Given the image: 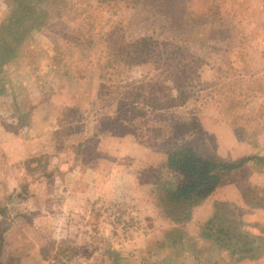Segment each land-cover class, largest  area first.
<instances>
[{
    "label": "rangeland",
    "instance_id": "obj_1",
    "mask_svg": "<svg viewBox=\"0 0 264 264\" xmlns=\"http://www.w3.org/2000/svg\"><path fill=\"white\" fill-rule=\"evenodd\" d=\"M7 1L0 0V24ZM165 1L182 10L191 7L193 17L209 20L208 26L197 32L204 38L202 42L183 36L184 14L178 20L180 27L164 35L179 39L176 50L163 54L159 63L165 67L170 61L168 68L176 73L160 76L168 88L165 93L177 96L175 85L183 82L187 102L167 110L162 102L150 98L140 104L147 110L143 119L118 126L115 116L131 98L128 83L142 79L146 68L129 70L125 86L113 94L114 104L112 100L107 101L109 107L96 104L100 71L95 63H106L101 52L90 57L82 40H89V22L133 19L136 17L126 15L127 5L139 10L155 0H43L45 25L21 48L29 65L17 73L9 70L4 77L6 95L0 104V120L4 129L7 124L17 126L18 134L12 135L18 139L19 149H14L18 160L8 166L16 167L13 172L19 175L20 185L7 188V195L0 200V256L6 219L19 211L24 212L20 221L34 226L47 240L43 258L49 259V264H177L176 257L186 263L190 252L184 247L177 256L179 251L171 247L176 235L191 238L184 246L190 243L197 248L198 242L206 246V253L198 254L202 255L199 260L213 264L219 258L218 245L203 232L215 212L218 218L214 224L221 223L231 237H239L234 246L253 245L254 241L255 256L264 255V221L247 224L234 206L215 208L198 226V240L185 226L190 219L172 221L165 201L167 190L175 188L178 178L164 169L167 154L181 145L231 162L264 154V57L260 51L264 48V0ZM217 16L224 21L222 28L217 25L220 33L212 26ZM167 23L171 25L172 20ZM96 38L88 43L95 41L89 47L94 52L103 46ZM215 46L221 47L219 53L213 50ZM115 81L112 83L117 85ZM22 118L26 124L20 129ZM164 124L171 130L179 127L167 135ZM84 142H97L92 155L78 153V144ZM245 143L252 146L246 156L242 154L245 148L242 152V147H236L247 146ZM254 165L252 171L264 172V164ZM234 173L225 182L235 180L231 177ZM240 173L246 180L248 173ZM242 199L247 206L263 209L264 186L244 187ZM11 208L18 212L11 213ZM167 220L168 233L162 235L163 244L156 246V235Z\"/></svg>",
    "mask_w": 264,
    "mask_h": 264
},
{
    "label": "trees",
    "instance_id": "obj_2",
    "mask_svg": "<svg viewBox=\"0 0 264 264\" xmlns=\"http://www.w3.org/2000/svg\"><path fill=\"white\" fill-rule=\"evenodd\" d=\"M43 7V0H8L6 3L0 24V104L4 102L6 95L4 77L7 72L11 70V72L17 73L29 65L28 62L25 63L21 48L29 42L34 32L45 25L42 15L46 11H41ZM126 7V15L136 18H124L118 21L109 18L89 22V40H82L90 57L94 56V53L101 52L100 58H104L106 63L102 64L101 60L100 64L95 63L100 71L99 87L94 96L96 104L105 103V107L114 104L115 96L113 94L118 88L125 86L124 82L127 80L129 70L139 66L146 68V74L142 79H132L128 83V87L130 86L128 93L130 92L131 98L125 109L115 116L114 122L118 126H128L135 118L143 119L147 110H145L144 105L140 104L142 101L146 103L150 98H153L156 102H162V107L167 110L185 106L188 99L185 84L180 82L175 85L177 96L173 97L169 93L168 95L165 93V89L168 90V88L160 78L166 72L176 75L168 68L171 64L170 61L167 62L165 67L159 66L160 61L163 59L161 56L167 54L168 51L174 52L176 50L175 42L179 41L177 36L168 39L164 35L165 32H171L175 27H180L182 23L178 20L182 14L186 18L185 23L182 24L184 25L182 29L185 31L183 36L186 35L189 40H201L202 42L204 38H201L202 36L197 32L201 27H207L209 24L206 17H193L191 15L194 11L193 8L186 7L182 10L177 5L166 3L165 0H155L153 5L148 7L142 5L139 10L129 5ZM180 10H182V13ZM168 20H172L171 25L167 23ZM212 23V26H216V31L220 33L217 25L222 28L224 26L223 19L217 16V20ZM212 30L215 31V29ZM94 37H97L96 39L103 45L100 46V51L96 49L94 52L89 48L95 45V41L88 44L90 39ZM220 49L221 47L218 46L213 47L216 53H219ZM226 52L228 57L233 56L230 47L226 49ZM17 76L15 75V77ZM83 76L81 74V77ZM114 80H117L115 81L117 85L112 83ZM181 80H183V76ZM114 86L115 89H111ZM138 86L139 90L136 89ZM147 86H150L149 92L143 95L142 92L147 91ZM108 100H112V103L107 104ZM15 123L18 125L19 119ZM25 124L26 120L22 118L18 127L22 129ZM16 127L14 128V123L6 125V129L13 134H18L15 130ZM178 127L179 125L177 127L173 126L171 130L169 125L167 127L164 124L167 135H169L170 130L172 133ZM77 147L79 154L92 155L97 147V142L93 144L84 142L78 144ZM254 163L264 164V154L250 155L231 162L215 154L202 153L188 145L177 147V149L167 154L164 164L167 174L178 178V182L174 185L175 188L167 190L166 214L175 223L188 221L192 210L211 196L224 183L226 177L247 166L251 171L255 169ZM216 215L215 213L213 218L207 222L205 226L207 229L204 230L203 236L228 251L230 255L241 256L244 254L250 258L256 257L254 248L256 242L253 241V245L251 242L243 243L239 248L234 246L239 237H235V235L231 237L229 230L223 228L221 223L215 225L213 220H217L215 219L218 218ZM115 264L119 263L116 262ZM157 264H168V262L159 261Z\"/></svg>",
    "mask_w": 264,
    "mask_h": 264
},
{
    "label": "crops",
    "instance_id": "obj_3",
    "mask_svg": "<svg viewBox=\"0 0 264 264\" xmlns=\"http://www.w3.org/2000/svg\"><path fill=\"white\" fill-rule=\"evenodd\" d=\"M260 51L261 55H263L262 57H264V48H262ZM262 62L264 63V61ZM236 147H242V152L245 148L246 152L242 153L245 156L252 148V146H245L244 144H239ZM16 148L19 149L18 139L12 135V132L10 133V131L4 129V126L2 125L0 120V200H3L7 195V188L13 189V187H16V185H20V181L18 178L19 175L16 176V174H14V172L16 171V167L8 166V164L14 163L18 160H16V155L14 154V149ZM254 151V153H258L259 149H255ZM19 156L20 152L17 155V158H19ZM240 172L248 173L246 180H244L240 176ZM234 174L235 175L231 177H236L235 180L226 182L224 181V183L220 185V187L211 196H209L202 204L192 210V217L185 226L186 228L190 229V232H188L190 233V235L196 236V240H198V226L207 221L212 216V214H214V210L216 211L215 208L218 207H227V205L234 206V208H236L238 211V215L242 216L243 221L247 224L262 223V221H264V208L260 209L256 206H247L244 204L242 199V191L244 190V187L246 188V186L249 185L252 188H259L260 186H264V172L252 170L250 171L247 166L246 168H242L239 171H236ZM7 198H9V196H7L6 199ZM32 200L33 198L31 199V201ZM16 205L20 206L22 204H17L16 202ZM15 210L16 212H18V209H10L11 213H13ZM22 213L24 212L19 211L18 214L16 213L15 215H13V218H11V220L6 219L8 220V225L6 224V226L4 227L5 231L4 234H2L5 238V241L2 243L3 254H1L0 256V264H49V262L51 261L49 259L43 258V250L47 245V240L45 239V237H40L38 235L39 233L34 228V226L31 227L30 225L23 224L20 221L21 217L23 216L21 215ZM173 226L174 225H172L171 223V227ZM169 227L170 222L167 220L164 222V226H161L158 234L156 235V246H160L163 244L162 235H167L168 231L165 232V230ZM246 229L252 231L251 234L256 235L257 233L251 226H247ZM170 232L172 235H174V233H176V230L172 228ZM28 234H31L32 236L27 239ZM176 236L177 239L175 241H172L171 247L177 248V251H179L177 256L182 255V249L184 247L186 251L190 252L191 254H188L186 263H184L182 258L176 257L177 264H202L199 260L202 258V255L198 254L206 253V246H202L201 244H199V242V246H197V248H195L196 245H194L193 247L190 243H188V246H184V241H189L191 240V238L189 236V238L179 237L178 235ZM181 238L183 239L181 240ZM210 247L211 249L215 248V246ZM20 252H23V254ZM217 252L219 253V258H215L213 264H264V255L251 258L243 257V255H230L228 251L218 246Z\"/></svg>",
    "mask_w": 264,
    "mask_h": 264
}]
</instances>
